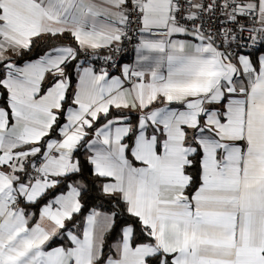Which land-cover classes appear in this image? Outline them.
Listing matches in <instances>:
<instances>
[{"label":"snow or ice","instance_id":"obj_1","mask_svg":"<svg viewBox=\"0 0 264 264\" xmlns=\"http://www.w3.org/2000/svg\"><path fill=\"white\" fill-rule=\"evenodd\" d=\"M257 49L264 0H0V264H264Z\"/></svg>","mask_w":264,"mask_h":264},{"label":"built area","instance_id":"obj_2","mask_svg":"<svg viewBox=\"0 0 264 264\" xmlns=\"http://www.w3.org/2000/svg\"><path fill=\"white\" fill-rule=\"evenodd\" d=\"M219 2L222 3V0H219ZM221 13H223V8L219 9L218 15ZM208 15L209 14H205V19H204L205 24L208 23L207 20ZM223 22H224L223 16L221 15V23ZM212 24L215 25L216 27H221L220 24H217L215 16L212 18ZM136 28H137L136 24L130 26L128 32L130 39L125 38L122 40V42L119 45L120 50L118 52H114L112 49L104 48L98 54H94V52L92 51L84 50L81 55L82 62L85 63L86 65L92 66L96 70H99L101 67H107L104 58L106 56L112 55L115 67L110 69V73L111 74L118 73L119 69L122 67L124 63L128 61L130 62L135 58L136 55L135 48L141 38V36L137 33ZM208 31H214V29L212 27H209ZM157 35H162V33H157ZM217 44H219V39L217 40ZM233 47H235V45H233ZM244 51H248V49H245ZM257 51H260V49H257L256 52Z\"/></svg>","mask_w":264,"mask_h":264},{"label":"trees","instance_id":"obj_3","mask_svg":"<svg viewBox=\"0 0 264 264\" xmlns=\"http://www.w3.org/2000/svg\"><path fill=\"white\" fill-rule=\"evenodd\" d=\"M64 43H69L70 42V38H65L63 40ZM74 43V42H73ZM36 44H37V47L33 49L32 52H29L27 53L25 56H23L22 58L21 57H14V59H17V60H27L28 58L30 57H35V55L37 54L38 51H42L43 49H45L47 47V38H41L40 40L36 41ZM102 51V50H101ZM101 51H94V54H98L99 52ZM264 50H260L259 52H256L255 54L258 56V54L260 52H262ZM83 51L81 50L80 53H79V56L81 57ZM136 56V55H135ZM134 60V59H133ZM78 62V61H77ZM77 62H73V63H77ZM131 62V61H130ZM129 61L126 62V63H130ZM71 71V69H70ZM75 83V75L73 74V84ZM116 113H118V111H111V115H115ZM103 122V117H101V121L100 123ZM79 158L81 160H84L85 159V152H84V149H81L80 153H79ZM96 203H99V201H97ZM39 207H42V205H38V206H34L32 208L29 209L30 212H34V213H38V208ZM108 206L105 205L103 210H107ZM36 217V216H35ZM34 217V219H35ZM114 240H115V235L113 234L112 236H110L109 240H108V243L109 244H112L114 243Z\"/></svg>","mask_w":264,"mask_h":264},{"label":"crops","instance_id":"obj_4","mask_svg":"<svg viewBox=\"0 0 264 264\" xmlns=\"http://www.w3.org/2000/svg\"><path fill=\"white\" fill-rule=\"evenodd\" d=\"M97 2H99V0H97ZM176 38H180V39H192L191 37H176ZM102 49H104V48H101V49H98V50H91V49H88V51H92V52H96V51H101ZM82 51H84V50H82ZM257 52H259V51H257ZM262 52H260L258 55H260ZM15 57V56H14ZM13 57V58H14ZM78 62H82V60H81V57L79 56L78 57ZM77 62V63H78ZM124 65H128V66H130V67H135V65H136V56H135V58H134V60H132L130 63H124L123 65H122V67L124 66ZM83 66L84 67H87V66H89V65H86L85 63H83ZM122 67L119 69V72L118 73H114V74H112V75H120V71H121V69H122ZM73 87H75V83L73 84ZM111 111H127V110H117V109H115V108H112L111 109ZM115 115H117V113L115 114ZM115 115H113V116H115ZM135 115V113H133V116ZM102 211H104L103 209H101ZM35 219H38V213H37V216L35 217Z\"/></svg>","mask_w":264,"mask_h":264}]
</instances>
